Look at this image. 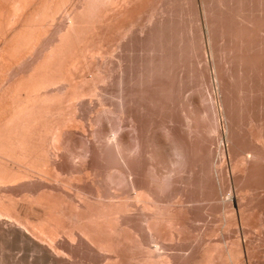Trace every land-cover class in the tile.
<instances>
[{
  "label": "bare ground",
  "instance_id": "6f19581e",
  "mask_svg": "<svg viewBox=\"0 0 264 264\" xmlns=\"http://www.w3.org/2000/svg\"><path fill=\"white\" fill-rule=\"evenodd\" d=\"M14 1L15 3L19 2L20 7H22L23 10L25 9V11L21 15H17L15 19L19 28L20 26L25 24L24 20L28 17L29 13L34 11L33 9L35 6H30V9L28 10L29 3L26 0H13V4ZM237 1L239 0H236V2ZM252 1L254 2L255 0ZM232 2H235V0ZM248 3L251 2L249 1ZM13 4L11 5L13 6ZM233 5H235V3H233ZM233 5L231 7H233ZM206 6H208V4H206ZM213 6L216 7L215 5ZM249 6L248 9H250ZM252 8L256 9V7ZM208 9L209 7L206 8L205 11H207ZM223 9L224 13H226L225 10H227L228 8ZM210 10L211 9H209L208 11L210 12ZM214 10L216 13H218L216 11V8ZM258 10L256 11L258 12ZM250 11V15L248 17L249 20H247L248 18H246V16L243 17L244 23L250 21V27H248V29L250 28L249 30L247 28H242L246 26H240L242 29L240 30L239 27L238 31L234 26L229 25L228 27L230 32H228L230 34L229 41L233 43L232 51L234 52L233 54H235L234 57L227 55L229 59L225 60V62H221L220 60L222 59L220 58L219 61L223 63L221 64L220 62H216L217 59L214 57V53L212 54L213 62L211 63H213L214 66V77L212 76L213 72H210V70H212L210 69V59L209 57H207V55H204L206 53L203 54L204 51L202 49L200 50V53L201 51H203V55H201L200 57L199 53V56H197V58L199 57L198 60H200L201 58V60L203 59L205 60V62L203 63V60H200V64L197 63L199 61L196 60L197 62L194 61V64L191 63L192 65H196L195 63H197L199 65L198 67H200V72H202L203 74L204 71L208 72L207 68L209 69L208 78L206 73V79H208L207 81L210 82V85H208V87H211L207 89L208 94L206 98L209 97L208 99H210L212 106L210 110L205 109V104L202 101L203 99L200 98L201 94L195 91L196 88L194 89V87L191 86L193 87L191 91L189 90L191 94L189 95V92L187 93V87L189 84H187V82L191 79L188 80L187 72L183 71L186 70L184 69L185 66L189 64H186L187 62H185V60H181L183 64L185 62V66L183 64H177L179 65V68L176 67L177 65L173 66L177 68L176 70L174 68L175 71L173 70L172 72V75L174 74L176 78L174 77V75H169L170 71H168L169 74L166 73L167 71L164 70L166 67H164L162 78L160 79V77H158L160 79L158 80V82H155V80H151L153 82H151L152 85L150 83L149 85L146 83L147 86L145 85V88L147 96L149 93L148 100L145 92V95L144 93L139 92L140 95H144L143 97L141 96L142 99H140L141 97L139 94V98H134L136 95L134 93H131L129 88L126 87L128 85L126 84V81H124V75V78L121 76L120 81L118 82V94H115L116 97H113L112 99V96H109L110 98H108V100L107 95L104 94V90L106 89L102 88V85L104 84L103 82L107 81V78L110 76H101V74L99 73L100 71H90L91 75L85 78V80L89 83L88 87L84 88L82 91L80 90L81 92H75L73 95V99L75 100L71 104V108H73L74 114L69 120H65V123L63 125H58L53 128V133L49 140V159L53 162L56 169L63 171V173H68L70 175V179L66 181L52 177L51 181L60 184L59 187L62 190L68 192L69 196L77 203V209L80 207L89 206L91 203L90 201L93 200L96 204L101 203V206L105 205L103 206V208L105 207L104 209L106 210L103 214L98 215V217L92 216L87 220V222L82 223L79 226L76 225L71 227L69 231L66 232V235H64L70 243L69 245H64L59 243L60 235L58 233L49 232L45 229L36 230L31 221L26 220L24 217L17 213L0 207V228L4 230L3 232H6L10 235L16 233L15 236L19 233L20 237L18 238H21L24 243L32 245L31 255L22 252L17 258V264H23V261H26L30 264H35L37 260H44L48 264H83L85 261H88L87 264H99L104 258H111L114 256H120V259L109 264H124V258L121 255L119 242H115L112 239L105 238L103 236V233L106 230L115 233H122L125 231L134 236L135 246L145 248L152 256L156 258L153 264H264V233H261L257 236V232L256 237L255 235H252L251 232L257 230L249 229L246 226L248 224L243 223V220L247 218L245 216L246 213L243 207V204L245 203L244 200H246L244 199V196L251 192L259 196L264 195V19L260 18L259 16L256 17L254 13L255 11L252 10L254 14ZM209 12L208 15L211 13ZM244 12L246 13V11ZM16 13L17 12H15V14ZM214 14L215 13H213L212 15ZM224 15L228 16L227 13ZM246 15L248 16V13H246ZM232 17H234V15ZM238 19L239 18H237L236 20L238 21ZM208 21L207 23H209ZM226 22V24H228V21ZM247 24L249 25V22ZM241 25H243V23ZM220 28V30H222V27ZM224 28L225 27H223V29ZM17 31L18 29H15L14 32H10V34H8V37L6 36L7 38L4 41L5 46H7L9 44V41H12L16 37V35H18ZM224 31H222V33L220 32L223 36H225L226 34V30ZM228 35L226 34V36ZM27 36H29V34H27ZM210 36H212V34ZM212 37H214L215 39V36ZM19 38L17 41H19ZM34 39L35 38H33L32 40ZM180 40L181 39L179 38V42ZM213 42L211 41V43ZM38 43L36 42V44ZM216 43L218 44V42ZM225 43L226 42H224V45ZM193 44H196L197 46V43ZM156 45L158 44L156 43ZM202 45H204V43ZM35 46L32 45V47ZM213 47L212 48L214 50L216 49V51L218 52L219 47L215 48V45ZM212 48L211 51H213ZM180 50L178 51L180 52ZM37 51L38 50L36 49L35 52ZM187 52L188 51L186 50V53L183 52V54H187ZM175 53L176 50L174 51V54ZM229 53L232 54V52ZM41 54L44 55V53ZM162 54L164 53L162 52ZM170 54L172 56L173 53ZM165 55H163L162 57L160 56L161 59H163ZM204 56H206V58ZM39 57L41 56L39 55ZM44 57L45 58L43 59L39 58L38 62L36 61L38 64L33 61L34 65H32L30 69L28 68L29 66L26 65L29 69V75L27 77V79H29L28 83H31L28 87L32 86L34 76L37 75L38 72H40V67L44 63H46L43 60H49L48 57H50V55L47 54ZM153 58L154 57H152V59ZM224 58H226V56ZM189 59H191V56ZM157 61L158 60H156L155 62ZM176 62L177 61H175V63ZM181 62L178 61V63ZM167 63L170 64L169 61ZM156 64L157 63H154V65ZM205 65L207 67H205ZM188 66L190 68V65ZM194 67L193 70L195 72ZM185 72L187 76L185 75ZM198 74L200 73H197L195 75L197 76ZM120 75L121 74H119V76ZM190 75L191 74H189V76ZM169 76L174 77L175 80H172L174 78L171 79V77L169 79ZM201 76L202 74L199 76V78L194 79L201 80ZM214 82L217 86L222 84V87L224 88V90L222 91H225V93L222 92L224 94L222 95L224 96V100L221 99L222 103L219 104L220 106L216 102V93L220 91H215V88L213 86L215 84ZM220 87L221 86H219V88ZM222 87L221 89H223ZM31 88L27 90V96L29 97L35 94H32L33 90ZM101 89H104L103 93L101 92ZM110 92L108 91V95H113L115 93ZM102 94L106 95V98ZM198 94L200 96H198ZM220 96L221 95H219V97ZM83 103L87 104V106L89 105L88 107L90 111L88 108V110H86L90 114L88 113L89 116L87 117L88 119L85 122H80V120L77 118L79 120L78 121L75 116L77 111L76 107L78 106V104L79 106L80 104L83 105ZM14 104L15 103H13L12 105ZM4 106L1 107L0 104V121L4 118L5 112H12V108H10L11 106H8L10 109L7 106H5L4 108ZM6 107L8 108L7 111ZM82 108L83 107L81 106V109ZM84 110L85 109L83 108V111ZM206 111L209 113V117H211L209 130H205L206 124L204 123L203 119ZM220 112L226 115L225 117L227 118V123L225 122V126H222L221 122L219 121L221 120L219 118ZM7 114L9 115V112ZM13 118L14 117L9 119L10 121L8 120V123L13 121ZM4 120L6 119L4 118ZM108 132L114 133V138L109 137L112 138L110 143H107V139H105L106 136L107 138L109 136L107 135ZM77 133L79 137L80 135H82L85 137V139L89 134L92 135V137L89 138V140L87 139L85 141L82 139L83 142H80L81 137L78 141L79 137H77ZM223 137H225L228 141L227 146H225V143H223L225 141ZM213 138H216L214 139L215 141L213 140ZM86 141L87 144H84V142ZM214 142L217 143L215 144L216 146L214 145ZM18 146H21L27 156H29V153L26 152L23 144L18 143ZM77 147H82L81 149H83V151H78L76 149ZM63 148L65 151H67V154L63 153L65 152ZM61 150H63V152ZM17 153H19V151ZM5 154L8 156H13L11 150L5 151ZM93 154L95 156H99L100 158L94 159L92 157ZM78 157L81 158V160H79V166L75 164L76 166L71 165V167L70 165L66 166L65 163H61L62 159H64L62 162H68L67 159ZM88 157H90V159ZM89 160H91V162H89ZM69 163L71 162L69 161ZM110 169L111 174L108 175L110 176V178L108 177L110 180L109 183H107L108 179L105 174H107L108 170ZM112 169H117L116 171H120L123 176L118 174L120 172H112ZM114 173L116 174V176L120 177L115 178L116 176H112L114 178H111V175ZM12 175H14V173H12ZM89 178H94L90 181L93 185L91 183L89 184ZM9 180H12L11 177L0 175V183H4L5 181ZM83 182L88 183L85 184L87 186L83 185ZM80 185H82L83 187ZM90 185L93 187H91ZM47 186H49V184ZM54 186L55 185H53L52 188L57 187ZM89 186L91 188H88ZM59 187L57 189H59ZM68 187L71 189H75L76 192L69 190ZM144 196L150 198V200L153 201L156 205L166 203L169 206V209L158 207L160 211L159 214L163 216L169 215L173 217L179 215L182 218L185 217L186 220L194 219L196 221H201L202 229L204 231L207 227L206 224L209 227L212 226L209 225V222L213 223L212 220L214 219V215L212 216L211 213L212 211L209 212L208 210L218 208L219 210H216L221 211L222 209V211L226 214L225 226L227 231H225L226 233L232 234V236L234 237L233 242L234 240H236V243L239 247V251L236 249H229V255L232 259V263H226L225 255L223 254L217 257L218 261L216 260L215 256H209L208 261H206V250L208 249L202 247L203 239L200 235L196 236L197 238L195 237L196 240L192 239V241L189 242L191 243V246L189 245L190 247H183L184 249H180V247H182L183 245L182 244L177 249L178 251L180 250V252H166L165 248L168 246V244L164 247V244L166 242L163 239L162 233L159 230L154 215L150 210V206L145 202L143 204L139 203L141 200L144 201ZM175 198L177 199L175 200ZM245 198H247V196H245ZM259 198L263 200L262 197ZM261 199L257 200L258 203L260 201L262 202ZM262 203H264V200ZM262 203H259V205L257 204L261 216L263 213ZM237 204L238 207H236ZM138 211L142 213L139 214L137 213ZM236 211L238 212V217L234 216ZM73 215L78 218L79 222L84 218L82 215L79 216V213H73ZM109 216L116 220V224H109ZM179 225L184 226L186 230L189 228V226L183 222L179 223ZM233 225H235V229L233 228ZM171 249L172 248H170L169 250ZM86 262L84 264H86Z\"/></svg>",
  "mask_w": 264,
  "mask_h": 264
},
{
  "label": "rangeland",
  "instance_id": "374dc122",
  "mask_svg": "<svg viewBox=\"0 0 264 264\" xmlns=\"http://www.w3.org/2000/svg\"><path fill=\"white\" fill-rule=\"evenodd\" d=\"M26 1L29 3L28 10L30 9L29 8L30 6L32 7L35 6L33 9L34 11L28 14V17L24 20L25 24H23L19 28H18V25L15 19H16V16L21 15L25 11V9L23 10V8L20 7L19 2H17L18 3L17 4L14 1V4H13V0H4V1L1 0L0 1L1 2L0 4V52H1L0 53V97H1L0 104H1V107H3L4 105L7 107L11 106L10 108H12V112H13L12 113L11 111H8L9 115L7 114L8 112H5L4 115L6 117L4 116V118L6 120H4L3 118L0 121L1 122L0 123V175L9 176L12 179L9 181H5L4 183L3 182L0 183V207L6 210L12 211L14 213H17L21 215L22 217H24L26 220L31 221L36 230L45 229L49 232L58 233L60 235L59 243L64 244V245H69L70 242L69 240H67V238L64 235H66V232H68L71 227L76 226V225L79 226L80 224L87 222V220L91 218L92 216L98 217V215L103 214L106 210L104 209L105 207L103 208V206L105 205L101 206V203L96 204L93 200H92L93 202L92 201H90L91 203L89 202L90 203L89 206L80 207L77 209L76 207L77 203L69 196L68 192L62 190L59 187L60 184L55 183L54 181H51L52 177L59 178L61 180H66V181L70 179V175L68 173L66 172L63 173V171L56 169L53 162L49 159V152H48L49 140L53 133L52 132L53 128L58 125H63L65 123V120H69L74 114V110L73 108H71V104L75 100L73 99V95L75 92L76 93L81 92L84 88L88 87L89 83L88 81L85 80V78H87V76H90L91 72H96V71H100L99 73L101 74V76H104V75H107V77L110 76L107 78L108 80L106 79L107 81L103 82L104 84L102 85V88L106 90L101 89V92L103 93V90H104V94L107 95V99L110 98L111 96H112L111 97L112 99L113 97H116V95L118 94L117 93L119 90L118 82L120 81L121 76L123 78L125 76L124 81H126V84L128 85L126 87L129 88L131 93H134L136 95L134 97L136 99L137 97L139 98L140 93H144V92L146 93V88H145L146 83L149 85V83L151 84L152 82L151 80L153 81L155 80V82H158V80L162 78V72H163L164 67H166L164 69L165 71H167L166 73L169 74L168 71H170L169 75H172L174 68L176 70L177 69L176 67L179 66L177 64L181 65L183 64L181 60L183 61L185 60V62H187L186 64L189 63L188 65H190V68L188 65L185 66L186 64L184 62L183 65L185 66L184 69L186 70H183V71L187 72L188 76L186 75V72H185L187 79L188 80L191 79L187 82V84L192 83L191 85L188 84L189 88L187 87V93L189 92V90L191 91L193 87L194 89L196 88L195 91L201 94V96L199 94L198 96H200V98L203 99L202 101L205 104V109L210 110L212 108L211 102H210V99H208L209 97L206 98L208 94L207 89L211 87V86L208 87V85H210L209 84L210 82L207 81L208 79H206V73H207V78H208L209 69L207 68L208 72L204 71V74L200 72L201 70H200V67H198L199 65L197 63H200L203 59L201 60L200 58L201 60L200 61L198 60L199 57L197 58V56H199L201 49L204 52L201 51L200 57L201 55L206 53L204 55H207V57H209L210 59V66H211L210 69H212L210 70V72L214 71L213 63H211L213 62V56H212L213 53H214V57L217 59L216 60L217 63L220 61L225 62V60L229 59L228 56L234 57L235 54H233L234 52L232 51L233 43L229 41L230 40V34H229L230 32L228 29L229 25L236 27L237 31L239 29L241 30L242 28L248 29V27H250V21H247V23L249 22V25L247 23H244L243 17L246 16V18H248L250 15L249 14L250 10H251L250 11L251 13L255 11L254 13L256 17L259 16L260 18L264 19V0H257V1L255 0L254 2L252 0H242L243 2L241 0H239L240 2L239 1L236 2V0L235 2H232L234 0H225V3H224V0H218V1L217 0H40V2L39 0H26ZM249 1L251 3H248ZM220 2L221 3L223 2L222 6ZM233 3H235V5H233ZM11 4H13V6ZM206 4H208V6H206ZM213 5H215L216 7H214ZM232 5L233 7H231ZM243 5L245 6V8ZM246 5H247V8H246ZM11 6H12V9H11ZM248 6L250 9H248ZM208 7L209 9H211L210 10L211 13L208 11L209 9L205 11L206 8ZM252 7H256V9L255 8L253 9ZM215 8L219 14L215 12L214 10ZM223 8L229 9V10L228 9L225 10L227 15L228 16L230 15L229 17L224 15L226 13H224ZM218 9L220 10L222 9V10L220 11ZM234 9L237 11H235ZM241 9H242L243 14L241 13ZM256 10H258V12ZM244 11L248 13V16L246 15ZM15 12L17 13L15 14ZM208 12L210 13L209 15H208ZM213 13L215 14L212 15ZM240 13H241V17H240ZM216 14L218 15V17ZM232 14L234 15V17H232L233 16ZM221 15L224 17H222ZM237 18H239L238 19L239 22L236 20ZM247 20H249V18ZM207 21L209 23H207ZM226 21H228V24H226L227 23ZM237 22L238 23L241 22V23L238 24ZM222 23H223V26H222ZM242 23L243 25H241ZM16 25H17V28H16ZM218 26H219V29H218ZM240 26L241 27L246 26V27L241 28ZM220 27H222V30H220L221 29ZM223 27L225 28L223 29ZM15 29H18L17 34L18 35L20 34L19 35L20 38L18 35H16V37L12 41H9V44L5 46V42H4L5 39L8 37V34H10V32L11 33L14 32ZM224 30H226L227 35L229 34L228 36H226L225 34L226 37L221 34L222 31ZM27 34H29V36H27ZM208 34L210 35L212 34V36H215L216 40L214 39V37ZM219 34H221L222 36ZM200 37H203L205 39L200 38ZM219 37L223 41H221ZM18 38H19V41H17ZM33 38L35 39L32 40ZM179 38L181 39L180 42H179ZM160 41L164 43L162 44ZM211 41L212 42L214 41V42L211 43ZM36 42L37 43L40 42L41 44L38 43L39 44L38 45L36 44ZM190 42L197 43V46L196 44H193ZM216 42H218L219 46ZM224 42H226L225 45H224ZM156 43L158 45H156ZM203 43L205 46L202 45ZM170 44L172 45V47ZM176 44H178L179 46ZM32 45L34 46L36 45V46L32 47ZM212 45L213 46L215 45V48L219 47V50L217 49L219 53L216 51V49L215 50L213 49L214 47ZM210 47L211 48L213 47L212 50L214 52L211 51ZM174 48L176 50L175 54H174V51H175ZM36 49L38 50L37 52H35ZM39 49H40V53H39ZM22 50L24 53L22 52ZM178 50H180V52ZM186 50L188 51L187 54H185ZM228 50L229 52H232L233 56L231 53L228 52ZM169 51L170 53H173L172 54L173 57L171 56ZM182 51L185 53L183 54ZM162 52L164 54H162ZM41 53H44V55ZM47 54L50 55V57H48L49 60L48 59L43 60L46 63H44L40 67V70H39L40 72H38L37 75L34 76L32 86L28 87L29 84H31V83H28L29 79H27L29 75V69L32 67V65H34V62L36 61L38 62L39 58L41 59L45 58L44 56ZM39 55L41 57H39ZM163 55L166 56V58L164 56L165 59L164 58L161 59ZM190 56L192 60L189 59ZM225 56L226 58H224ZM152 57L154 58L152 59ZM204 57L206 58V56ZM175 58L178 60H176ZM220 58L222 60H220ZM155 59L158 61L155 62L156 61ZM165 60H166V63H165ZM196 60L199 62H197ZM168 61L170 64L167 63ZM175 61L177 62L175 63ZM178 61H180L181 63H178ZM194 61L197 62L195 63L196 65H192L194 64L193 63ZM202 62L204 63L205 60H203ZM154 63H157V64L154 65ZM26 65L29 66L28 67L29 69L27 68ZM174 65L175 66L177 65V66L173 67ZM157 66L159 69L157 68ZM193 67L195 68V72L193 70ZM205 67L207 66L205 65ZM197 73H200L197 75L198 77L195 75ZM119 74L121 75L119 76ZM189 74L191 75L189 76ZM201 74H202V76L200 77L201 80L199 79L195 80L196 78H199ZM214 75L215 74L213 72L212 76L214 77ZM158 77H160V79ZM170 77L171 76H169L168 78L170 79ZM174 77H171V79ZM175 78L172 80H175ZM215 85L216 83L213 85L215 88V91L217 92L220 91L216 93V100H217L216 102L219 105L222 103L221 99L224 100V96H222L224 94L222 92L225 93V91H222L224 90V88L222 87L223 86L222 84L219 86H221L223 89H221V87L219 88V86L217 85L216 87ZM64 87L67 89H65ZM30 88L33 90L32 94L35 93L31 97L27 96V90ZM108 91L115 92V93L113 95L112 94L108 95L109 94ZM147 91H148V88H147ZM104 94L102 95L106 98V95ZM188 94L190 95L191 92H189ZM144 95L141 94L140 97L141 96L143 97ZM219 95H221L220 96L221 98L219 97ZM142 97L140 99H142ZM146 97L148 100L149 93H148V96L146 93ZM2 99H3V102H2ZM8 99H9V102H8ZM11 102L15 103L16 106L15 104L12 105L13 103ZM81 106L85 109L84 111H83V108L81 109ZM88 106L87 104L83 103V105L80 104L79 106L78 104V106L76 107L77 111H76L75 116H76V119L78 118L80 120V122H85L88 119L87 117L90 114L87 111L89 109ZM8 108L6 109V111L8 110ZM208 114L209 113L206 111L204 118H203L204 123L206 124L205 130L206 129L209 130V124L211 123V117H209ZM225 116L226 115L220 112L219 118L221 120L219 121L221 122L222 126H225V122L227 123V118ZM12 117H14L13 121L8 123L10 121L9 119H11ZM3 120L6 122V124ZM81 120H84V121H81ZM109 133L110 132H108L107 134L109 135L108 138L107 136L105 138L107 139V143L108 142L110 143L112 138H114L113 137L114 133L113 132H111L110 134ZM87 136L88 137L85 139L84 136L80 135L81 137L80 139L78 135L77 136L79 137L78 141L80 139V142H83L82 139L85 141L87 139L89 140V138L92 137V135L90 134ZM109 137H112V138H109ZM214 139L216 138H213V140ZM223 139L225 140V141L223 140L224 141L223 143H225L224 145L227 146L228 144L227 139L225 137H223ZM18 143H21L24 145L26 152L29 153V156H27V154L25 153L24 149L21 146H18ZM85 143L87 144V141L84 142V144ZM215 144L217 143L214 142V145ZM81 148L77 147L76 149L78 151L80 150L83 151V149ZM8 149L12 151L13 156H8L5 154V151H9ZM63 150L61 151L63 152ZM18 151L19 153H17ZM65 152L63 153L67 154V151ZM90 157L88 158L90 159ZM92 157L94 159L100 158L99 156L97 155L95 156L94 154ZM63 160L64 159L61 160V163H65L66 166L67 165L68 166L69 165L79 166L80 164L79 160H81V158L80 157L70 158V159H67L68 162L67 161L62 162ZM69 161L71 163H69ZM89 162H91V160H89ZM116 170L112 169V172L113 171H115L116 173L120 172ZM12 173H14V175H12ZM110 174H111V169L108 170L107 174H105V176L108 179V182L106 180L107 183H109L110 176L108 175ZM114 174L111 175V178H114L112 176H116V174L115 175ZM118 174L123 176L121 172ZM118 177L120 176H116L115 178H118ZM94 178L88 179L89 184L90 183L92 184V182L90 181ZM48 184L49 186L50 185L51 186L50 187L47 186ZM85 184H88V183L85 182L83 185ZM53 185L57 187L54 186L55 188H52ZM90 186L88 188L93 187V186L91 187ZM58 187L59 189H57ZM68 189L76 192L75 189H71L69 187ZM253 194H254L253 192L246 194L245 196H247V198H245L244 196V199L246 200H244L245 203L243 204L244 205L243 207L246 213L245 216L247 218L243 220V223L248 224L246 225L247 228L252 229V230H257V231H252L251 233L252 235L256 236V233L258 232L257 233V236H258L259 234L264 233V203H262L264 200V195L259 196V195H256V194L253 195ZM258 196L262 197L263 200L259 198ZM143 198H144V201L141 200L139 203L143 204L145 202L150 206L151 208L150 210L152 214L154 215V218L158 224L159 230L161 231L163 239L166 242L165 243L166 245L164 244V247L167 246L168 244L169 247L167 246L166 248H169V249L172 248L171 250L165 248L166 252L167 251L168 252L169 251L180 252V250L179 251L177 250L178 247H180L182 244L183 245L182 247H180V249L190 247L191 243L189 242H191L192 239L196 240L195 237L200 235L203 239L202 247L208 249L206 250V254H207L206 261H208L209 256L210 257L215 256L216 260L218 261L217 257L223 254L225 255V262L232 263V259L229 255V249L231 248V250L236 249L239 251L238 249L239 247H238V244L236 243V240H234L233 242L234 237L232 236V234L226 233L227 231L226 226H225L226 214L222 211V209L221 211H217L219 210L218 208L208 210L209 212L212 211L211 213H212V216L214 215L213 216L214 219L212 220L213 223L209 222L210 223L209 225H212V226L209 227L206 224V226L209 227L210 229L206 227V230L204 231L202 229L201 221H196L194 219L186 220L185 217L182 218L179 215L176 217L169 216V215L163 216L159 214L160 211L158 207L169 209V206L166 203H161L160 205H156L147 196H144ZM176 199L177 198H175V200ZM258 199H261L262 202L259 200L260 201L259 203L263 204L262 216L259 213V207H257V204L259 205L257 201ZM236 207H238V204L236 205ZM73 213H76V214L79 213L80 214L79 216L82 215L84 218L79 222L78 218H76V216L73 215ZM137 213L141 214L142 212L140 213V211H138ZM234 216L238 217L237 211ZM108 222L111 225L116 224V220H114L111 216H109ZM181 222L186 223L189 226V228L186 230L184 226L179 225V223ZM233 228L235 229V225H233ZM3 231L4 230L0 228V264H17V258L19 254H21L22 252H25L31 255L32 245L28 243H24L21 240V238H18L20 237L19 233L18 235L15 236L16 233L13 235H10ZM103 236L105 238L112 239L115 242H119V247L121 248V255L124 258V264H153L156 260V258L152 256L145 248H140L138 246H135V237L130 235L128 232L124 231L122 233L120 232L115 233V232H110L106 230L103 233ZM152 245H155V244H152ZM119 259H120V256L104 258L99 264H109ZM165 259H162V260H165ZM23 264H30V263L23 261ZM35 264H48V263H46V261L44 260H37Z\"/></svg>",
  "mask_w": 264,
  "mask_h": 264
}]
</instances>
